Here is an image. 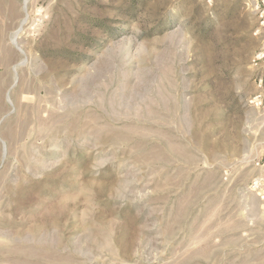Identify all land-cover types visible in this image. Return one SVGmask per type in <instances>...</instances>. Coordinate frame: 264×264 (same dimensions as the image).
Here are the masks:
<instances>
[{"label":"rangeland","instance_id":"obj_1","mask_svg":"<svg viewBox=\"0 0 264 264\" xmlns=\"http://www.w3.org/2000/svg\"><path fill=\"white\" fill-rule=\"evenodd\" d=\"M23 4L0 0V264H264L248 1Z\"/></svg>","mask_w":264,"mask_h":264},{"label":"built area","instance_id":"obj_2","mask_svg":"<svg viewBox=\"0 0 264 264\" xmlns=\"http://www.w3.org/2000/svg\"><path fill=\"white\" fill-rule=\"evenodd\" d=\"M249 5H251L253 11L257 14L259 19V26L255 31V34H258L262 37L260 53L257 55V59L264 57V0H247ZM264 79L260 78V85L263 84Z\"/></svg>","mask_w":264,"mask_h":264},{"label":"bare ground","instance_id":"obj_3","mask_svg":"<svg viewBox=\"0 0 264 264\" xmlns=\"http://www.w3.org/2000/svg\"><path fill=\"white\" fill-rule=\"evenodd\" d=\"M27 4H28V0H24V4H23V8L25 11H27ZM21 32V28L16 30L13 34H12V37H11V40L13 42L14 45H16V47L20 50L21 48L18 46V43H17V37L19 36ZM21 51V50H20ZM23 53V52H22ZM24 62H22L21 64H23Z\"/></svg>","mask_w":264,"mask_h":264},{"label":"water","instance_id":"obj_4","mask_svg":"<svg viewBox=\"0 0 264 264\" xmlns=\"http://www.w3.org/2000/svg\"><path fill=\"white\" fill-rule=\"evenodd\" d=\"M21 50V52H23L24 53V51L22 50V49H20ZM25 62H26V60H25Z\"/></svg>","mask_w":264,"mask_h":264}]
</instances>
